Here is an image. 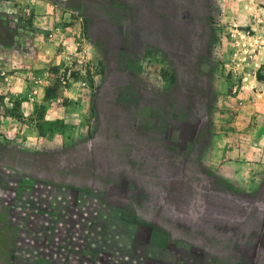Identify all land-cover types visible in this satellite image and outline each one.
<instances>
[{
    "label": "crops",
    "instance_id": "1",
    "mask_svg": "<svg viewBox=\"0 0 264 264\" xmlns=\"http://www.w3.org/2000/svg\"><path fill=\"white\" fill-rule=\"evenodd\" d=\"M262 4L0 0V54L8 55L0 65L17 68L19 53L31 58L24 93L9 76L8 99H20L24 116L42 105L47 125L59 111L66 117L56 131L33 130L23 145H9L17 174L14 185H0V201L19 200L8 205L7 223L19 231L7 246L0 234V260L264 264V79L237 85L226 74V45L262 36ZM81 9L104 80L92 107L76 95L56 105L46 94L53 84L33 69H64L65 53L86 51L78 46ZM69 211L81 213L71 224L81 237L42 236L64 227Z\"/></svg>",
    "mask_w": 264,
    "mask_h": 264
},
{
    "label": "rangeland",
    "instance_id": "2",
    "mask_svg": "<svg viewBox=\"0 0 264 264\" xmlns=\"http://www.w3.org/2000/svg\"><path fill=\"white\" fill-rule=\"evenodd\" d=\"M264 6V4H262ZM77 14L81 15V42L78 46L85 45L86 51L82 53H65L63 60L66 62L64 69H57L56 67H51L49 70H42L39 68L33 69V76L38 77L44 76V78L51 82L53 85H47L46 94L49 98H52L56 105H67L70 103L69 98L76 100L78 96L79 102H85L86 104L93 105L94 97L98 92V83L104 80L103 76V60L101 59V54H94L88 52V43L91 39L89 36V13L85 14L84 10L81 9ZM95 25V22L94 24ZM92 25V26H93ZM262 36L255 38V40L243 41L238 46L236 43L227 44L226 48L228 50V57L226 59L230 67H226V74L229 76H234L235 83L241 82L245 78L246 82L249 81L248 77H256L258 80L264 79V31H262ZM248 40V39H247ZM40 43V42H39ZM83 49V46L81 47ZM34 60L41 61L42 54L40 52L33 54ZM30 54L19 53L16 55L17 68H7L0 65V185L2 184H13L11 182L10 176H14V169L11 167L10 162H12V155H10V146L14 148L15 146L23 145L25 136H27L33 130L37 132L41 131H56L63 126L66 117L60 116L61 111L53 114L52 122L47 125L44 121V111L43 106H36L34 112L30 116H24L23 112L20 110L21 101L16 97L15 99H8V94H10L11 83L8 78H13L16 76L17 83L15 85L18 94H23L25 89V79L32 76L31 73L26 72L24 63L31 60ZM97 56V57H96ZM8 55L0 54V61L7 60ZM6 58V59H5ZM13 76V77H11ZM247 78V79H246ZM72 95H69V94ZM7 94V95H5ZM57 99V100H56ZM76 102V101H74ZM71 120H76L75 116L70 117ZM49 120V119H47ZM11 144V145H10ZM10 145V146H9ZM17 165V164H16ZM13 169V170H12ZM5 190V188H2ZM3 194V191L2 193ZM9 194V192H8ZM11 194V193H10ZM1 197V196H0ZM0 201V224L2 229L0 234L9 244L14 238L17 231L13 226L7 227V223L12 221L14 217L13 209L9 208L8 205H19L18 199L12 197L11 195L4 196ZM46 208H50L49 203H46ZM80 207L78 205L71 208V210H77ZM73 212L67 214L64 219V223L61 227L58 225L60 221L57 218H46L48 222H52L57 226V229L51 232V229L46 230L43 233V237H61L65 234L74 233L75 236L81 237L83 235V228L72 229L71 224L80 219L81 213ZM66 215V214H65ZM74 215V216H73ZM112 220H116V214L109 216ZM35 223V220L32 219ZM47 225V224H46ZM117 234H126L127 230H114ZM8 254L0 260V264H8Z\"/></svg>",
    "mask_w": 264,
    "mask_h": 264
}]
</instances>
